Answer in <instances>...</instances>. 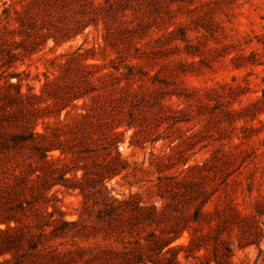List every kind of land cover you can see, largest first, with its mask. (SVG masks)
<instances>
[{
    "label": "rangeland",
    "instance_id": "obj_1",
    "mask_svg": "<svg viewBox=\"0 0 264 264\" xmlns=\"http://www.w3.org/2000/svg\"><path fill=\"white\" fill-rule=\"evenodd\" d=\"M177 221L176 264H264V0H0V264H153Z\"/></svg>",
    "mask_w": 264,
    "mask_h": 264
},
{
    "label": "trees",
    "instance_id": "obj_2",
    "mask_svg": "<svg viewBox=\"0 0 264 264\" xmlns=\"http://www.w3.org/2000/svg\"><path fill=\"white\" fill-rule=\"evenodd\" d=\"M4 72V71H3ZM10 76L13 75H17L14 72L9 73ZM12 86H15L17 88V93L20 95H22L21 91H20V84L19 83H10ZM120 132H117L116 134H119ZM39 134V133H38ZM135 195L131 194L129 195V197L126 198H122V199H118L116 197H110L109 195H105L104 199L107 201L108 206L99 211V214L101 216L107 214H114L119 208L127 206L130 207L133 211L136 210H142L143 207L139 206L138 202L139 200L135 199ZM50 215H53V212H50ZM135 217H137L138 215H134ZM77 220L74 221H64V223H71V224H77ZM59 227L55 226L52 231L56 232V230H58ZM171 231L173 234H168V235H157L154 233L153 238H152V242L149 245L151 250H157L158 253H161V256H157L156 259H152L149 260L151 261V263L153 264H176L177 262V250L182 249V248H186L188 246L189 243H177L175 245H170L174 240H176L183 232L184 228L180 227V223L179 221L175 222V224H173L171 226ZM166 252H173V256L172 258H167L165 256ZM116 256H118L119 258H121V263L123 264H148V262H146L143 259V255L142 252L138 251V252H133V253H126V252H120V253H116Z\"/></svg>",
    "mask_w": 264,
    "mask_h": 264
}]
</instances>
